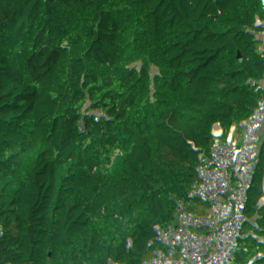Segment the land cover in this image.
<instances>
[{
  "label": "trees",
  "instance_id": "1",
  "mask_svg": "<svg viewBox=\"0 0 264 264\" xmlns=\"http://www.w3.org/2000/svg\"><path fill=\"white\" fill-rule=\"evenodd\" d=\"M10 14L0 2V264H171L206 249L224 202L213 120L242 101L200 63L247 74L260 44L230 37L161 67L141 33L118 52L78 50L65 27ZM256 257L237 247L234 261Z\"/></svg>",
  "mask_w": 264,
  "mask_h": 264
},
{
  "label": "built area",
  "instance_id": "2",
  "mask_svg": "<svg viewBox=\"0 0 264 264\" xmlns=\"http://www.w3.org/2000/svg\"><path fill=\"white\" fill-rule=\"evenodd\" d=\"M11 8L10 22L23 14L35 23L51 21L65 27L78 50L118 52L128 38L139 50H152L162 66L193 61L197 52L210 53L216 41L236 37L260 44L247 74L222 73L214 59L201 62L208 86L221 93L227 86L241 99L238 114L229 119L215 116L214 127L221 137L213 150L214 168L223 192V207L209 211L213 222H222L209 246L186 262L175 254L171 264H235L237 247L264 248V236L255 234L264 196V0H0ZM250 85L254 90L245 91ZM248 151V152H247ZM260 173L247 174L241 160ZM246 208V226L239 222L236 200ZM65 247L56 241L54 250ZM245 264H264L256 257Z\"/></svg>",
  "mask_w": 264,
  "mask_h": 264
},
{
  "label": "water",
  "instance_id": "3",
  "mask_svg": "<svg viewBox=\"0 0 264 264\" xmlns=\"http://www.w3.org/2000/svg\"><path fill=\"white\" fill-rule=\"evenodd\" d=\"M197 188H199V185H197ZM237 207H238V212H239V222L240 224L245 227L246 226V208L244 203L240 200H236Z\"/></svg>",
  "mask_w": 264,
  "mask_h": 264
},
{
  "label": "crops",
  "instance_id": "4",
  "mask_svg": "<svg viewBox=\"0 0 264 264\" xmlns=\"http://www.w3.org/2000/svg\"><path fill=\"white\" fill-rule=\"evenodd\" d=\"M248 152V151H247Z\"/></svg>",
  "mask_w": 264,
  "mask_h": 264
}]
</instances>
